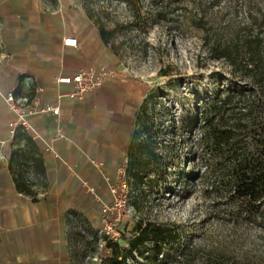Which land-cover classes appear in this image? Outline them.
<instances>
[{
    "label": "rangeland",
    "instance_id": "1",
    "mask_svg": "<svg viewBox=\"0 0 264 264\" xmlns=\"http://www.w3.org/2000/svg\"><path fill=\"white\" fill-rule=\"evenodd\" d=\"M251 6L264 15V0H252ZM84 7L96 26L114 30L109 42L102 41V65L114 71L103 82L119 86L126 107L132 104L134 128L156 148L160 178L165 182L152 189L150 171L140 189L131 191L122 172L106 171L102 163V175L109 178L102 201L112 203L110 189L114 187L116 195L126 197L129 208L115 239L100 232L99 206L85 214H70L67 239L72 264H102L108 240L127 247L139 218L181 226L180 244L161 250L171 259L194 244H202L206 254L223 255L232 264L244 262L245 250L264 251L260 228L251 224L232 228L228 223L224 205L212 193L214 163L209 162L201 142L202 118L209 102L224 98L231 88L250 93L251 86L225 60L208 53L202 30L191 23L202 15L203 20L197 22L209 19L205 26L213 27L212 34L225 22L237 24L245 16L246 2L142 0L137 18L122 0H85ZM13 167L34 190L43 186V174L32 160L22 157Z\"/></svg>",
    "mask_w": 264,
    "mask_h": 264
},
{
    "label": "crops",
    "instance_id": "2",
    "mask_svg": "<svg viewBox=\"0 0 264 264\" xmlns=\"http://www.w3.org/2000/svg\"><path fill=\"white\" fill-rule=\"evenodd\" d=\"M84 2L0 0V264H72L68 217L99 206L83 181L96 187L101 198L102 190L109 189V178L102 183V172L92 160L114 164L130 137L131 103H124L114 117L102 106V88L80 103L68 96L71 86L58 82L90 68L99 73L103 66L102 38ZM70 37L76 45L64 43ZM9 93L60 107L59 115L29 118L46 168L43 186L30 187L34 195L18 189L10 167L12 152L23 148L24 141H13L10 123L17 115L8 108ZM46 141L57 157L46 150Z\"/></svg>",
    "mask_w": 264,
    "mask_h": 264
},
{
    "label": "trees",
    "instance_id": "3",
    "mask_svg": "<svg viewBox=\"0 0 264 264\" xmlns=\"http://www.w3.org/2000/svg\"><path fill=\"white\" fill-rule=\"evenodd\" d=\"M243 1L247 7L245 16L237 24L225 22L212 34L213 27L205 26L210 23L209 19L199 24L197 21L203 20L200 14L202 17L199 16L197 21L191 20L202 30L208 53L214 59L225 60L232 72L247 79L251 86L250 93L236 92L231 88L224 98L209 102L202 118L201 142L209 162L214 163L213 170H210L215 171L212 172V193L224 205L228 223L233 224L232 228L240 224L257 226L262 231L259 239L264 244V15L260 10H253L252 0ZM122 2L134 18L140 15L142 0ZM98 30L102 41L109 42V35L114 30L107 31L100 26ZM101 88L102 106L118 117L124 104L122 89L105 82L96 91ZM87 97L83 103L87 102ZM134 125L133 120L126 151L122 150L125 156L120 154L114 164H104V168L106 171L119 170L124 166V178L131 191L140 189L151 171L153 176L148 181L153 189L165 182V178H160L159 155L149 138L140 136ZM13 141H24V147L12 152L10 167L14 170V163L23 157L32 160L34 167L45 173L44 153L30 131L18 126ZM15 180L20 191L35 194L22 177L16 174ZM104 180L102 175V183ZM133 233L124 248L118 242L108 240L104 245L107 254L102 264H232L221 254H206L202 244L188 243L177 257H164L162 251L173 250L180 244L183 233L180 225L139 218ZM242 256L244 262L233 264H264V251L252 253L245 250Z\"/></svg>",
    "mask_w": 264,
    "mask_h": 264
},
{
    "label": "built area",
    "instance_id": "4",
    "mask_svg": "<svg viewBox=\"0 0 264 264\" xmlns=\"http://www.w3.org/2000/svg\"><path fill=\"white\" fill-rule=\"evenodd\" d=\"M68 40H71V42ZM64 43L76 45V39L70 37L65 39ZM93 55L94 52L90 53L87 58L91 59ZM97 69H100L99 73L96 72V69L90 68L80 71L72 76L61 77L58 79V82L71 86L68 96L77 102L83 103L89 94L94 93L96 89L102 85L105 76L114 73V71L107 66H102ZM57 98L60 99L61 95ZM6 101L9 110L17 115V120L10 123L13 131H15L18 126L29 131V118L34 115L42 113L59 115L60 113V107L58 104H42L39 98L30 99L26 96L16 98L12 93H9L6 97ZM46 150L53 156H58L57 151L51 142L46 141ZM92 162L102 172L101 163L94 160H92ZM119 171L124 174V166L121 167ZM83 185L87 192L91 194L93 200L99 205L100 232L102 233L103 231L107 236L115 239L119 236L117 227L125 217L126 211L129 208V203L126 197L116 195V189L112 187L110 191L114 193L113 201L111 204H107L102 201L96 187L90 185L86 180L83 181Z\"/></svg>",
    "mask_w": 264,
    "mask_h": 264
},
{
    "label": "bare ground",
    "instance_id": "5",
    "mask_svg": "<svg viewBox=\"0 0 264 264\" xmlns=\"http://www.w3.org/2000/svg\"><path fill=\"white\" fill-rule=\"evenodd\" d=\"M69 42H71V40H68Z\"/></svg>",
    "mask_w": 264,
    "mask_h": 264
}]
</instances>
